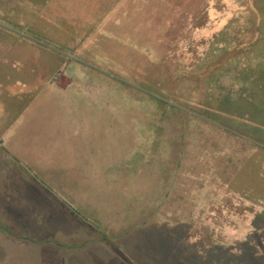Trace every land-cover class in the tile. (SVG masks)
Instances as JSON below:
<instances>
[{
    "label": "rangeland",
    "instance_id": "1",
    "mask_svg": "<svg viewBox=\"0 0 264 264\" xmlns=\"http://www.w3.org/2000/svg\"><path fill=\"white\" fill-rule=\"evenodd\" d=\"M110 1L0 0V264H264V0Z\"/></svg>",
    "mask_w": 264,
    "mask_h": 264
},
{
    "label": "crops",
    "instance_id": "2",
    "mask_svg": "<svg viewBox=\"0 0 264 264\" xmlns=\"http://www.w3.org/2000/svg\"><path fill=\"white\" fill-rule=\"evenodd\" d=\"M102 1V0H100ZM111 0L110 3H113L112 7L114 8V11H117L118 7H120L121 5H123L124 3H127V5H131L132 3H136L138 0ZM113 11V12H114ZM114 14V13H112ZM112 17V15L110 14H106L105 17L102 19V21H104L105 19L109 20ZM88 39V41L86 42V39L83 41L84 43H82L81 45L86 46L91 44L89 41H92L93 37H86ZM88 44H86V43ZM80 45V46H81ZM86 65V64H84ZM67 66H60V67H56V72H58L59 75H57L56 77H53L50 79V82L54 83L53 85L56 87H60L63 89H66L67 87H78V88H84L85 89V84L83 82H79L77 81L75 73L73 72L75 69L72 67H69L70 70H66ZM85 79V78H84ZM83 80V79H82Z\"/></svg>",
    "mask_w": 264,
    "mask_h": 264
},
{
    "label": "trees",
    "instance_id": "3",
    "mask_svg": "<svg viewBox=\"0 0 264 264\" xmlns=\"http://www.w3.org/2000/svg\"><path fill=\"white\" fill-rule=\"evenodd\" d=\"M261 74H262V73H260V77L262 76ZM263 74H264V72H263ZM263 76H264V75H263Z\"/></svg>",
    "mask_w": 264,
    "mask_h": 264
}]
</instances>
